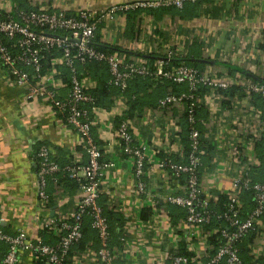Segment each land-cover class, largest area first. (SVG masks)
<instances>
[{
  "label": "crops",
  "instance_id": "obj_1",
  "mask_svg": "<svg viewBox=\"0 0 264 264\" xmlns=\"http://www.w3.org/2000/svg\"><path fill=\"white\" fill-rule=\"evenodd\" d=\"M134 1L140 0H0V12L17 6L61 10L69 16L80 9L98 12ZM152 11L129 10L109 17L96 32L97 43L119 47L128 58L155 53L159 58L171 48L187 64L196 62L202 72L215 77L264 79V0H201L187 2L181 9ZM57 69L67 81V70L61 65ZM85 80L91 93L96 82L89 74ZM66 91V87L59 90L62 95ZM111 100L109 109L96 107L92 133L101 147V162L114 163L103 171L99 198L118 221L113 226L118 233V244L113 245L114 264H170L176 252H189L192 258L207 262L215 247L208 240V230L188 226L181 211L167 202V196L182 182L170 179L154 163L162 155L172 161L183 158L177 146L182 110L177 106L144 108L139 117L129 119L137 141L148 147L152 161L141 177L146 187L140 193L133 160L120 154L116 134L125 115L122 111L128 109L127 100L119 95ZM207 102L200 112L201 116L206 113V118H200V187L203 195L216 201L228 194L240 170L232 154L234 146H247L262 120L261 110L245 94L223 95ZM41 145L50 148L61 166L76 158L85 160L76 133L62 118L42 98H25L22 89L6 82L0 69V228L9 235L20 230L32 239L54 244L55 237L40 230L39 221L55 213L69 214L76 205L78 190L74 182L57 183L51 178L47 184L49 203L40 205L35 153ZM256 177L264 182V177ZM89 225L91 232L84 247L74 248L67 264H99L95 254L98 240L92 237L96 234ZM254 231L248 244L249 263L264 264V217ZM7 250L8 245L0 240V254ZM38 263L28 255L20 264Z\"/></svg>",
  "mask_w": 264,
  "mask_h": 264
},
{
  "label": "built area",
  "instance_id": "obj_2",
  "mask_svg": "<svg viewBox=\"0 0 264 264\" xmlns=\"http://www.w3.org/2000/svg\"><path fill=\"white\" fill-rule=\"evenodd\" d=\"M199 1L201 0H140L98 12L88 8L80 9L69 16L61 10H24L17 6L6 10L5 16L0 13V69L6 82L22 89L25 98H42L54 114L62 118L65 126L76 133L78 144L85 154V160L76 158L61 167L47 145L39 146L35 156L40 205L47 206L49 203L48 179H53L61 170L66 171L76 183L77 202L69 214L55 213L39 221L40 230L55 237L54 244L44 243L39 238L32 239L20 230L15 235H9L0 228V240L8 245L0 264H20L24 256L28 255H31L33 260H43L44 264H62L72 247L82 239L86 217L90 219L91 227L97 236V261L99 264H114L116 253L111 246L112 233L99 205L103 171L105 168L114 167V163L101 162V147L92 133L96 107L92 105L93 97L85 80L88 74L84 67H81L90 60L104 63L111 76V84L121 90L126 89L128 82L137 75H152L155 79H168L188 85L190 93H170L160 100L158 107L170 109L177 106L182 113L186 112L190 124V150L178 161L157 158L154 163L168 174L170 179L182 182L180 187L170 192L166 200L185 211L184 220L188 226L203 228L213 217L223 220L225 225L216 229L220 244L207 262H202L197 257L178 254L172 256L170 264H218L222 260L226 264H245L239 255L238 244L252 229L255 230L264 216V182H254L250 174L252 166L258 162L255 142L261 137L264 124L260 123L258 130L248 139L247 146H240V143L234 146L232 154L239 163L240 170L227 194L229 201L225 210L215 213L210 208L211 198L201 192L199 155L203 144L201 132L195 125L197 120L194 109L197 104L208 105L209 98L223 97L221 91L233 85L241 87L248 100L252 101L254 94L264 99V82L245 81L235 76L215 77L199 72L184 62L178 66L171 65L170 60L174 55H178V52L171 48L156 60L154 70L151 71L144 57L128 58L124 53H104L94 47L100 24L117 13L160 7L181 9L187 2ZM58 65L67 70V81L61 78ZM201 86L206 87L207 92L198 96L195 92ZM63 87L67 88L64 95L59 92ZM124 109L123 115L127 111ZM116 134L119 152L133 160L136 188L143 193L146 185L141 177L145 176L146 165L152 163L147 155L148 147L137 141L130 120L126 117L120 119ZM177 146L182 152L180 140ZM246 190L253 192L256 205L242 217L241 195ZM214 232L208 231L206 235L210 236Z\"/></svg>",
  "mask_w": 264,
  "mask_h": 264
},
{
  "label": "trees",
  "instance_id": "obj_3",
  "mask_svg": "<svg viewBox=\"0 0 264 264\" xmlns=\"http://www.w3.org/2000/svg\"><path fill=\"white\" fill-rule=\"evenodd\" d=\"M173 8H175V7H168V8H161L160 7V8H156V9H160V11H161V10H165V9L169 10V9H173ZM21 9L30 10L33 8H30V7L26 8L25 7V8H21ZM175 9H178V8H175ZM146 10H147V12L151 13V12H154L152 10H155V9H146ZM133 12H135V11H133ZM0 13H1V15L5 16L4 13H2V12H0ZM130 22L131 21L129 20V24H130ZM132 25H133V23H132ZM132 25H130V26H132ZM129 31H131V30L129 29ZM94 47L97 50H100L104 53H114V52L115 53L116 52L125 53L119 47L97 43L96 36L94 39ZM125 55H126V57H128L127 54H125ZM156 55L157 54L155 53L152 55H148L146 57L144 56V58L147 59L149 65L151 67V71L154 70L155 62L158 59V57ZM183 62L185 64H187V61L184 58H180V56H178V55H174V57L170 60V64L176 65V66H178L179 64H181ZM187 65L198 70L199 72H202L201 67L196 62H192V63L188 62ZM81 67H84V71H86L87 74L91 75L92 79L96 82L95 89H93L91 91V95L93 97V104L92 105L95 107H103V108L109 109L113 103L111 98H113V96L117 97L118 95L122 96L123 98H125L127 100L128 109H127L124 117H126L128 119L139 117L142 114L144 108H156V107H158L160 100L165 98L170 93H173V94L190 93L189 87L186 83L178 84V83L172 82L171 80H168V79H155V78H153L152 75H137L128 82L126 89L121 90L120 88L113 86L111 84V82H110L111 76L109 74L107 66L104 63L97 62L95 60H90L84 66H81ZM65 73L66 74L64 76H66V78H67L68 72H65ZM262 82H264V79H262ZM206 92H207V88L204 86H201L198 88V90L195 93L198 96H203V95H205ZM221 92L224 96H228V97H234L236 95L238 97H241L244 95V92L242 91L241 87L236 86V85H233L232 87H230L226 90H223ZM252 99H253L254 105L261 110V120L264 124V99L258 95H255V94L252 95ZM203 108H204L203 104H197L195 106V109H194V114H195V117L197 120L195 125L199 130L202 129V127H201L202 121L200 118L201 117L206 118V113L204 116L200 115V112H203ZM181 127H182V132H181L179 138H180L181 144L183 146V150L181 153H182V156L185 157L190 150V140H189L190 124L188 122L186 112L183 113V115H182ZM263 129H264V126H263ZM255 151L257 154L259 164L256 167L251 168L250 174L252 176L253 181L258 182V180L255 179L256 176L264 177V130L262 131L261 137L255 142ZM35 155H36V153H35ZM159 158H168V157L162 155L161 157L159 156ZM69 163L62 165V166L60 165V166L65 167ZM259 170H260V172H259ZM255 174H257V175H255ZM58 176L60 178H58ZM50 179H48V180H50ZM258 179L260 181H262L263 178H258ZM53 180H56L57 183H60V182L62 183V182H67V181L74 182V180L72 178H70L68 173L64 170H61L60 172L56 173L53 176ZM74 185H75V189H76L77 188L76 183ZM253 197H254L253 192L251 190L243 191V193L241 195V199L243 202L242 217H244V215L246 213H248L250 210H252L255 207L256 201L254 200ZM228 201H229L228 195L222 194L219 196V198L216 201L210 202V208L212 210H214L215 213H221L225 210V208L228 204ZM99 205L102 207L103 213L108 220L109 228H110V231L112 233L111 246H113L114 243L118 244V241H117L118 233L116 232L115 228L113 227L114 223L118 222V221L116 220L115 215H113L111 212H109L103 204L99 203ZM174 209H176V210L178 209L179 211H181L180 212L181 215L185 216V211L183 209H181L179 207L176 208V206ZM89 224H90V219L86 217L84 219V222H83L82 239L80 240V242H78L77 244H75L72 247V249L67 254V256H66V258L62 264H67L69 262V259H70L69 257L72 256L71 252L73 251L74 248H83L84 247V244L86 243L88 236L91 232ZM221 225L224 226L225 222L223 220H219V219H216L215 217H213L212 221L209 224H206L204 226V228L207 229L208 231H215L213 234L208 236V240L210 242H212V244H214V246H215L212 254L215 253L217 246L220 244L219 233L216 232V229H218ZM254 232H255L254 229H252L238 244L239 255L245 264H250L249 263L250 257L247 254L249 251L248 244L251 243V241L254 237ZM92 237L94 239H97V236H92ZM5 253L6 252L0 254L1 255L0 259L4 256ZM174 254H185L188 257L192 256V254L189 252H184V253L176 252ZM38 262H39L38 264H44L43 260H39ZM218 264H226V263L224 260H222Z\"/></svg>",
  "mask_w": 264,
  "mask_h": 264
}]
</instances>
